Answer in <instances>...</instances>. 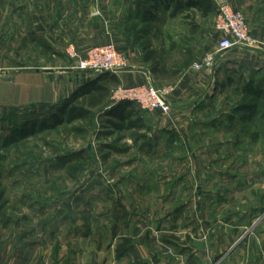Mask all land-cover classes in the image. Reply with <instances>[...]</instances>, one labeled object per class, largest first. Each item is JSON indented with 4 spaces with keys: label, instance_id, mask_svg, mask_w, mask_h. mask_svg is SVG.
<instances>
[{
    "label": "rangeland",
    "instance_id": "obj_1",
    "mask_svg": "<svg viewBox=\"0 0 264 264\" xmlns=\"http://www.w3.org/2000/svg\"><path fill=\"white\" fill-rule=\"evenodd\" d=\"M57 25L55 46L44 28L39 55L0 56V264H241L247 241L264 233V68L227 69L204 106L175 124L173 114L137 105L124 114L133 111L140 129L107 117V106L72 120L63 105L89 110L92 88L108 84L112 96L117 85L78 70L71 47L87 55ZM150 25L126 27L141 48L163 50L169 64L149 84L170 90L180 72L166 67L188 65L181 47L196 42L195 29L174 22L152 38ZM21 57L39 64L40 86L19 89L20 76L37 73L20 63L1 69ZM54 115L63 123L51 128Z\"/></svg>",
    "mask_w": 264,
    "mask_h": 264
},
{
    "label": "crops",
    "instance_id": "obj_2",
    "mask_svg": "<svg viewBox=\"0 0 264 264\" xmlns=\"http://www.w3.org/2000/svg\"><path fill=\"white\" fill-rule=\"evenodd\" d=\"M188 1L0 0V56H7L10 53L23 55V57L30 53L39 55V39L42 38L41 34L44 33V28L47 30L48 42L54 45L53 42L56 41L58 33L57 23L63 22L64 39L71 46H74L79 54L87 55L94 48L104 46L109 42H116L118 52L124 54L128 59V68L118 76L117 88H134L152 82L150 76L153 75L155 63L152 60L148 61L146 55L162 56L165 53L163 50L158 52L157 48H152L149 51L146 48H141L142 44L137 41L135 31H132L133 34L128 32L129 27H126V24L140 22L152 24V26L150 25L154 31L150 33L152 38H154L157 29L161 33L168 31L171 23L192 24L191 29H195V31L194 29L192 31H194L196 42L181 47L185 54L191 56V58L188 57V65L184 67L165 66L168 70L180 72V77H178L174 92L170 97L172 106V112L170 113L174 116L172 120L175 124L179 119L178 114L191 113L195 109L200 110L204 106L201 103L208 95V89L214 83L216 87L220 86L218 81L222 82V80L219 78L227 69L232 70L233 67H237V69L240 68L244 74L248 75V73L264 68L263 51L234 48L221 54L218 53V43L221 37L215 30L217 18L215 2L213 0H206V2L193 0L197 3V7L185 8L179 6V3L184 4ZM228 1L235 11H240L246 16L253 35L259 39H264V0ZM61 4L64 6V13L63 17H58L57 7ZM30 8L32 14L28 17L26 16V10L29 11ZM25 19L32 23V37H29L32 42L28 40L27 34L24 32L25 29L28 30ZM44 23H47L48 26L45 27ZM210 37H212V41H210ZM18 38L22 39L21 44H15ZM164 49L169 51V47H164ZM209 57L213 58L214 65L210 68L198 69L197 66L203 64ZM21 58L16 64L5 62L1 69L14 70V66L19 67L18 63H20L23 67L16 69L23 71L40 70L39 64L31 63L29 60L25 64L23 58V61ZM234 59H240V65ZM163 64L169 63L162 59L158 68H163ZM226 66L228 68H225ZM42 75L38 71L37 73L23 74L20 76L19 89L23 90L22 87L25 84H34L36 80L38 86H40L39 82ZM16 84L15 81L14 86ZM37 93H39V90ZM32 100L34 101V98ZM152 115L156 116V114ZM166 119L170 120L169 118ZM174 127L172 129L175 130ZM258 236V238H250L247 241L248 256H246L247 254L244 257L238 255V258L242 260L241 264H264L263 230ZM233 258L234 255L231 256L230 261H233ZM232 263L234 264V262Z\"/></svg>",
    "mask_w": 264,
    "mask_h": 264
},
{
    "label": "built area",
    "instance_id": "obj_3",
    "mask_svg": "<svg viewBox=\"0 0 264 264\" xmlns=\"http://www.w3.org/2000/svg\"><path fill=\"white\" fill-rule=\"evenodd\" d=\"M213 1L217 6L215 30L221 37L218 43V53L221 54L234 48L262 51L264 42L253 37L244 14L235 11L228 0ZM70 51L73 59L80 60L77 63V69L80 71L118 75L128 68L126 57L121 55L112 44L90 50L85 59H80L73 47ZM213 65L214 60L209 57L197 68L201 70L204 67L210 68ZM173 92L174 88L162 90L152 84L134 88L118 87L113 92L111 100L115 105L131 102L136 104L142 111L169 114L172 107L170 96Z\"/></svg>",
    "mask_w": 264,
    "mask_h": 264
},
{
    "label": "trees",
    "instance_id": "obj_4",
    "mask_svg": "<svg viewBox=\"0 0 264 264\" xmlns=\"http://www.w3.org/2000/svg\"><path fill=\"white\" fill-rule=\"evenodd\" d=\"M199 2H206V0H199ZM179 6L185 7V8H192L194 6H198L197 3H195L193 0H189L187 3L185 2L183 3H179ZM146 59L152 60L155 65H154V70L153 73L157 74L159 72V64L163 59V56L157 55V56H153L152 54L146 55ZM103 75V77L101 78V81H103L104 83H114V84H118V77L111 74V73H103L101 74ZM94 83L89 84L91 87L93 86ZM88 87V86H87ZM92 94H90L88 96L87 99V105L89 106V110L87 109H83V108H68L69 104L67 105H63L61 107V116H65L66 114H71V118L72 120L76 119V118H81L84 119L88 116L91 115V109H98L100 107H105L107 106V111H106V116L109 118H116L118 121H120L121 123L124 121H127L128 119H130V117H132L133 115V111L128 112L126 115L124 113H126V111H130V109H132V107L136 104L131 103V102H123L120 104H114L111 100V90L109 88L108 84H104V85H98L95 88H92ZM255 109V108H253ZM61 116H52V127L51 128H55L58 125H61L63 123V117ZM112 121V120H110ZM137 122H141L142 120H140V118H138L135 121H127V128L129 129H140L143 128L144 126H137ZM112 123V125H114L115 127L118 124H114V122H109ZM43 128H47V124L44 123L42 124Z\"/></svg>",
    "mask_w": 264,
    "mask_h": 264
}]
</instances>
